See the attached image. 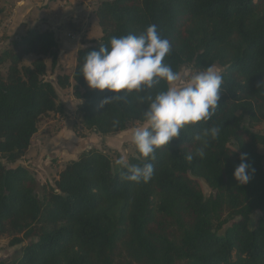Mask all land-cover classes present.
Segmentation results:
<instances>
[{"label":"trees","instance_id":"obj_1","mask_svg":"<svg viewBox=\"0 0 264 264\" xmlns=\"http://www.w3.org/2000/svg\"><path fill=\"white\" fill-rule=\"evenodd\" d=\"M96 15L102 37L78 50L72 73L57 76L61 88L74 81L82 127L107 135L144 123L147 105L137 93L101 108L112 93L89 89L79 69L89 51L150 24L169 40L164 63L174 72L223 67L218 107L207 123L186 126L156 151L147 183L122 179L124 169L92 148L68 160L54 185H41L32 169L15 164L44 117H68L45 78L44 58L57 66L60 44L53 30L38 27L13 40L0 50V240L22 247L0 264H264V133L257 130L264 123V0H101ZM29 56L36 58L26 65ZM167 87L160 81L139 95ZM213 125L220 134L205 156L187 161L200 147L194 137ZM241 154L250 165L245 185L233 176ZM127 163H142L136 146Z\"/></svg>","mask_w":264,"mask_h":264},{"label":"clouds","instance_id":"obj_2","mask_svg":"<svg viewBox=\"0 0 264 264\" xmlns=\"http://www.w3.org/2000/svg\"><path fill=\"white\" fill-rule=\"evenodd\" d=\"M170 52L169 40L161 37L155 24H150L138 35L114 36L108 46L101 45L99 50L89 51L79 69L89 89L112 93L100 102L101 108L125 100L133 92L137 93L139 103L147 105L143 111V126L131 135L142 163L132 165L123 157L116 160V164L124 169L121 173L124 180L147 183L154 172L150 161L155 160L156 151L179 138L186 126L201 121L207 123L218 107L222 75L210 66L192 73L177 86L176 82L181 79L179 73L164 63ZM160 81L168 85L166 90L154 95L151 92L139 95ZM113 124L117 126L119 120H114ZM220 130L216 125L204 128L194 137L200 147L195 153H187L185 159L191 162L195 156L203 158L210 140H215ZM240 160L233 176L240 185H245L251 178L250 165L246 162V154H241Z\"/></svg>","mask_w":264,"mask_h":264},{"label":"rangeland","instance_id":"obj_3","mask_svg":"<svg viewBox=\"0 0 264 264\" xmlns=\"http://www.w3.org/2000/svg\"><path fill=\"white\" fill-rule=\"evenodd\" d=\"M19 1L20 0H0V9H3V11L0 12V24L4 22V19L13 15L15 11L13 9L16 5H19ZM100 1L101 0H31L34 8L31 10L30 15L24 18V21L21 22L19 27L17 26L18 29L13 35V38L10 40L9 38L11 36H9L5 30L0 31L1 45L4 47L9 46L13 40L19 39L30 27H38L41 30H53L60 44L59 62L57 66L52 67L50 57L44 58L48 66L45 78L55 84L59 102L64 104L68 114L66 119H69V122L64 124V120L66 119L54 113L44 117L40 122L32 151H28L26 155L15 164H22L31 168L41 185H54L59 172L63 169L62 168L60 171H58L59 168L57 169V167H59L58 161L63 158H60L61 156L56 152L49 150L53 145L54 138L59 135L58 133L60 130H66V134H71V130L74 131L73 128L75 126L80 132L86 134L85 137L92 133V131L82 127L81 118L76 113L79 102L73 95V84L68 88H61L57 84V76L65 73H72L77 64L75 58L78 50L82 47L96 44L102 37V29L97 22V15L94 16L93 13L94 5L97 7ZM81 5L90 10L91 17L87 15L83 16L81 10L76 8ZM86 8L83 12L86 11ZM94 12L96 14V10ZM85 18H89V20H85ZM35 58V56L27 57L24 64L30 65ZM213 69L220 74L223 72V67L219 65L213 66ZM2 71L5 74L6 70L2 69ZM194 72H197V70L190 66H183L179 72L181 79L176 82V85L179 86L185 82ZM141 126H143V123L135 122L129 127L130 131L128 134L114 135L112 138L114 140L113 144L109 143V140L103 137V135L96 133L98 136L95 139V144L90 146V148H88L87 145V148L83 151L98 148L110 156L114 166L117 165L116 160L121 157L128 162L129 157L135 153V145L131 140L132 132ZM257 130L264 133V123L261 124ZM42 145H45L43 148L47 150L46 155H49V159L43 158L45 154L44 151L41 150ZM256 216L257 215L253 216L254 220ZM9 241L10 239L7 237L0 240V261L12 260L17 258L20 254L22 245L10 246Z\"/></svg>","mask_w":264,"mask_h":264},{"label":"crops","instance_id":"obj_4","mask_svg":"<svg viewBox=\"0 0 264 264\" xmlns=\"http://www.w3.org/2000/svg\"><path fill=\"white\" fill-rule=\"evenodd\" d=\"M18 3H19V5H16L15 8L13 9V10H15L13 15L4 19V22L2 24H0V31L5 30L7 32V34L9 36H11L9 38L10 40H11V38H13V35L16 33L21 22L24 21L25 17L30 15L31 10L34 8V5L32 4L31 0H20ZM95 7L96 6L94 5V7H93L94 16L96 15L94 11L97 8V7L96 8ZM76 8L81 10V14H83V16L87 15V16L91 17L90 10L88 8H86L85 6L81 5V6H78ZM85 8H86V11L83 12L85 10ZM85 20H89V18H85ZM97 22H98V20H97ZM31 25H32V23H31ZM26 33L24 35H26ZM24 35H21L20 37H22ZM3 48H4V46L1 45V40H0V50ZM75 59L77 60V53H76ZM71 83L74 84L73 79L71 80ZM64 122H65L64 124H67L69 122V119L64 120ZM65 131L66 130H63V129L60 130V132L58 133L59 135L56 138H54L53 145L49 149L50 151H53V152H56L57 154H59L61 156L60 158H63L60 161H58L59 167L56 166L57 169L59 168L58 171H60L64 167V164L68 160L76 159L80 155V153L83 152V150H85V148H87V147L90 148V146L94 145L95 139L98 136V134L92 132V133L88 134L87 137L82 138V137L78 136L72 130H71V134L70 133L66 134ZM129 131H130V128L123 130V131L116 132V133L103 135V137H106L109 140L108 142L113 144L114 140L112 138L114 135H122V134H126V133L128 134ZM33 146H34L33 144L30 146V148L28 150L29 152L32 151ZM44 146L45 145H42V148H41V150L44 151V154H45L43 158L49 159V155H46L47 150L45 148H43ZM65 156H69V157H65Z\"/></svg>","mask_w":264,"mask_h":264}]
</instances>
